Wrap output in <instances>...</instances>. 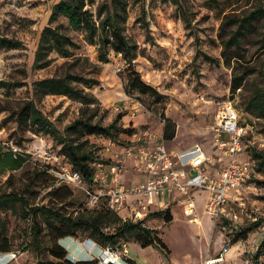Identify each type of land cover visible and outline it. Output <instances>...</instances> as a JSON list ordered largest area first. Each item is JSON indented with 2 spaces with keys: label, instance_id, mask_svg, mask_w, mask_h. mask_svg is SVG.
I'll list each match as a JSON object with an SVG mask.
<instances>
[{
  "label": "rangeland",
  "instance_id": "rangeland-1",
  "mask_svg": "<svg viewBox=\"0 0 264 264\" xmlns=\"http://www.w3.org/2000/svg\"><path fill=\"white\" fill-rule=\"evenodd\" d=\"M55 1L0 0V36L20 43L16 48H0V81L9 84L0 86V141L24 159L19 169L0 173V193H14L27 199L29 206L44 205L68 216H75L82 209L105 208L102 198L92 199L93 185L57 182L52 170L65 165L66 160L59 153L60 146L49 134L33 133L27 126H17L16 112L22 102L31 97L33 82L49 76L70 73L92 79L94 83L91 85L77 82L76 86L94 101L90 105L97 107L98 114L94 120L107 124L117 114H122L118 121L122 128L118 141L87 136L104 160L120 158L121 147L132 141L145 143L162 137L165 119L174 132L173 138L165 140L166 144L179 147L197 142L208 149L206 144L212 136L214 113L217 106L226 101L240 110L245 124L254 127V135L250 138L254 146L264 142L259 141L264 140V114L244 109L245 103L264 88V49L259 47L264 38L259 32L250 31L240 37L236 48L233 44L226 48L229 55L235 50L242 54V61L234 58L226 61L222 55L223 41L234 28L227 19L247 13L264 4V0H126L122 33L132 46L129 56H134L131 60L133 68L154 93H140L130 86L128 64L123 54H117L108 46L102 61L98 44L89 43L82 31L70 28L62 16L50 20V7ZM104 2L109 3L110 0H94L85 7L96 18L98 6ZM49 25H61V30L78 47L70 48L67 57L54 50L47 52L41 66L35 67L36 38L38 32ZM246 67L253 71L244 75L239 88L231 89L232 76H242ZM35 103L42 114L62 131L78 116L84 99L77 95L47 94ZM129 130L131 135L127 134ZM240 155L244 158L251 156L249 147ZM122 166L119 179L131 181V173L135 171L133 162L125 159ZM246 184L240 192L242 205L230 204L228 208L236 219H226L224 225L223 220H219L215 226H207L203 215V225L188 223L177 205L168 207L169 222H164V214L160 212L165 208H156L153 211L158 210L157 213L149 211L143 215L138 221L154 229L165 244L167 253L150 246L154 252L150 249L140 253L146 260L140 264H160V260L165 264H198L206 248L210 253L215 252L244 225L259 219L260 225L247 235V240L260 242L264 235V165L258 170L257 177ZM116 214L121 220L130 218V210L127 209ZM0 218L10 251L16 253L9 264H39L55 260L48 251L54 239L72 262L86 256L88 248L85 241L97 244L82 227L74 228L72 235L60 238V233L70 230L68 227L41 215L32 217L18 200L0 207ZM35 226L39 230L37 241L33 240ZM114 228L113 223L103 225L105 232L110 233ZM65 241L77 244L68 248ZM120 242L127 246L128 242L134 241ZM245 244L240 243V246ZM99 247L118 251V246ZM234 249L235 244H232L230 252ZM92 264H97V261Z\"/></svg>",
  "mask_w": 264,
  "mask_h": 264
},
{
  "label": "trees",
  "instance_id": "trees-1",
  "mask_svg": "<svg viewBox=\"0 0 264 264\" xmlns=\"http://www.w3.org/2000/svg\"><path fill=\"white\" fill-rule=\"evenodd\" d=\"M93 1L56 0L50 7L49 19L55 20L58 16H62L66 19L70 28L82 31L89 43L98 44L99 59L102 61L105 59L108 46L110 49L116 51L117 54H123L128 64L127 69L130 74L128 81L130 86L140 93H154L153 88L141 80L138 72L133 68L131 60L134 56H129L132 46L122 33L126 0L104 2L98 6L96 18L93 17L91 10L85 7L87 3H92ZM227 21L234 24V28L226 40L223 41L224 49L222 55L226 61L230 58L242 61L244 60L242 54L235 50L232 52V55H229L226 53V48L230 44H233L236 48L239 45L240 37L250 31L259 32L261 37L264 38V4H260L242 15L229 17ZM225 24L226 22L222 24L221 28ZM19 45L18 40L0 36V48L2 49H12ZM72 47L76 48L78 46L69 35L61 30V25L45 26L38 32L36 38L33 65L40 67V63L46 53L52 50L62 57H67ZM259 47L260 49H264V43H261ZM252 71L251 67H246L242 72V76L233 75L230 83L231 89L239 88L242 85L244 75ZM262 75H264V72H262ZM77 82H83L86 85L94 83L92 79L70 73H66L63 76L44 77L33 82L31 97L25 99L16 112V123L18 127L27 126L33 133L41 132L49 134L55 143L60 146L59 153L65 158L66 164L72 170L79 173L84 184L94 186L96 182L94 180L93 164L96 162L107 163L108 160L100 157L97 151L98 148L89 142L87 136H101L109 140L118 141V133L122 129L118 121L121 119L122 114H117L107 124L94 120L98 114L97 107L90 106L94 101L82 94V90L76 86ZM8 85L7 82L0 81V86ZM47 94L77 95L82 96L84 99V106L81 107L78 116L66 125L62 131L58 130L53 122L44 116L36 106V100L41 99ZM244 109L256 114H264V88L257 91L245 103ZM237 111L239 113V122L244 124L240 117V110L237 109ZM169 123L165 119V125L162 130L163 140H169L174 136L173 130L169 128ZM127 134L131 135V130ZM249 149L251 152L249 158L254 163L256 161L255 169L258 174V170L264 165V150H258L251 146ZM23 163L24 159L18 153L0 141V173L19 169ZM16 200L26 207V212L32 215V217L41 215L53 223L68 227L70 230L60 233V238L72 235L74 228L82 227L88 231L89 237L101 247L106 245L119 246L121 245V240H132L137 242L141 247L152 246L167 253L165 244L155 233L154 229L144 226L141 221L121 220L115 212L107 209L104 205L105 208L101 210L82 209L75 216H68L44 205L29 206L27 199L14 193H0V207H5ZM169 211L168 207L160 210L164 214V222L171 221ZM157 212L158 210L151 213ZM107 223L115 225L114 230L110 233L103 230V225ZM224 223H226V220H223L222 224L224 225ZM260 223L261 220L259 219L244 225L245 227L237 231L232 238L228 239V242L232 245L237 241L246 240L247 235L257 228ZM5 235L6 230L0 218V253L11 252V246L7 243ZM38 235L39 230L35 226L33 227L34 241L38 240ZM48 251L55 260H45L38 262L39 264H92L97 261L96 259L78 260L75 262L68 260L65 250L56 244V239H54ZM251 260L253 264H264V235H262V239L258 242ZM129 262L133 264L131 261Z\"/></svg>",
  "mask_w": 264,
  "mask_h": 264
},
{
  "label": "built area",
  "instance_id": "built-area-1",
  "mask_svg": "<svg viewBox=\"0 0 264 264\" xmlns=\"http://www.w3.org/2000/svg\"><path fill=\"white\" fill-rule=\"evenodd\" d=\"M253 128L251 124L240 123L236 107L226 101L219 104L214 113L211 127L212 156H207L198 145L178 151L169 150L162 137L145 143L132 141L121 148L120 158L107 162H112L108 167L109 175H100L99 171L107 163L93 164L96 184L92 199L97 201L102 198L103 205L115 213L122 209L130 210L129 220L133 222L149 211L170 204L180 205L181 213L189 221H196L194 194L202 191V211L210 219L211 226H215L219 220H235L236 215L231 214L229 205H242L241 190L258 175L255 163L249 157L241 160L235 158L246 147L264 150V142L254 146L250 139L254 135ZM212 157L226 159L224 167L215 176L209 175L204 168ZM125 159L135 162L136 171L143 176L142 181L126 183L119 179L118 174ZM52 173L58 183L79 185L82 182L79 173L66 163L57 170H52ZM88 241L89 249L85 250L86 256L81 260L96 259L97 264H131L127 259L125 244L119 245L118 251H113L108 247L102 249L93 241ZM243 242L246 244L240 246ZM78 245L82 244L79 242ZM235 246L238 249L234 254L230 253L231 244L228 240L213 253L206 248L199 264H253L251 257L258 242L246 239L237 241ZM98 247L103 251L104 257L92 253L91 250ZM15 257L16 253L13 251L0 253L1 264H9Z\"/></svg>",
  "mask_w": 264,
  "mask_h": 264
},
{
  "label": "crops",
  "instance_id": "crops-1",
  "mask_svg": "<svg viewBox=\"0 0 264 264\" xmlns=\"http://www.w3.org/2000/svg\"><path fill=\"white\" fill-rule=\"evenodd\" d=\"M212 124H213V122H212ZM212 124H211V127H212ZM150 141L152 142L153 140H150ZM164 144H165V146L169 150H173V151H178V150H181V149L186 148V147H190V146H193V145H198L207 156L208 155L209 156L210 155L211 156L213 155L212 138H210L209 144H206V145H209V148L208 149L205 147V145L199 144L197 142L191 143V144H186L184 146H179V147L178 146H173L171 144L168 145V144H166V141H164ZM240 154H238L236 156V158L238 157L237 160L244 159V157H242ZM131 161L133 162V166H134V169H135V162L133 160H131ZM225 163H226V159H223V158L222 159H217L215 157H212L211 160L204 165V168H205L206 172L209 175L215 176L224 167ZM109 164H112V162L107 163V164H104L103 167L100 168V170H99L100 171V175L103 174V173L109 175V171H108ZM122 169H123V166L121 165V169H120V172L118 174V177L119 176L120 177L122 176ZM131 178H132L131 181H125V180H123V181L126 182V183L127 182L128 183L129 182L134 183V182H139V181H142L143 180V176L140 173H138L136 171V169H135V171H133L131 173ZM194 197H195V200H196V217L197 218H196V221H189L188 220V223H193V224H196V225H199V226L203 225V219H202V215H203L207 219V222H208V225L207 226H211L210 219L202 211V206H203V201H204V192H202V191L197 192V193L194 194ZM172 205H177L180 208V205H178V204H170L169 206H163V207H160L158 209L170 207ZM180 211H181V208H180ZM187 219H188V217H187ZM202 230H203V233L206 234V231H205L204 227L202 228ZM86 245H88V244L86 243ZM126 249H127V259H128V261H131L134 264H140L141 262L146 261L141 256L140 253L145 252V251L150 250V249H151V252H154V250L152 249V247H150V246L141 247L137 242H128L127 243V246H126ZM236 249H238V246H235V249L233 251H231L230 253L231 254H234L235 251H236ZM1 263H2V261H0V264ZM165 263L166 262L160 260V264H165Z\"/></svg>",
  "mask_w": 264,
  "mask_h": 264
},
{
  "label": "bare ground",
  "instance_id": "bare-ground-1",
  "mask_svg": "<svg viewBox=\"0 0 264 264\" xmlns=\"http://www.w3.org/2000/svg\"><path fill=\"white\" fill-rule=\"evenodd\" d=\"M86 243L88 244V245H86V248L89 249V246H90L89 241L86 242ZM74 244H77V243L72 242V241H65L64 242L65 247H68V248L72 247ZM91 251L96 256H100V257H104L105 256L103 251L99 247H98V249H94V250H91Z\"/></svg>",
  "mask_w": 264,
  "mask_h": 264
}]
</instances>
